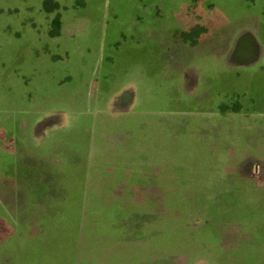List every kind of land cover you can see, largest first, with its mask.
<instances>
[{
	"label": "rangeland",
	"instance_id": "rangeland-1",
	"mask_svg": "<svg viewBox=\"0 0 264 264\" xmlns=\"http://www.w3.org/2000/svg\"><path fill=\"white\" fill-rule=\"evenodd\" d=\"M32 1L0 0V26L5 24L6 28L8 23L9 27L0 29V37L4 34L14 39L0 44L6 63H11V55H22L27 47L24 40L30 34L26 24L34 21L36 40H43L45 13L33 7ZM166 1L173 5L193 4L192 0ZM70 3L69 17L77 13L79 19L84 16V20L98 21L96 26L85 29L88 44L84 48L93 57L101 53L97 64L83 62L84 74L74 70L76 60L70 46L56 63L61 69L55 80L62 91H67L61 106L83 127L84 166L93 160L89 168L92 173L85 179L89 187L93 172L99 169V191L87 192L89 200L83 209L84 230L76 262L264 264V167L251 168L264 166V103H243L239 113H218L219 103L226 102L225 92L211 86L203 76L221 66L205 57L203 46L190 60L200 63L204 71L195 93H189L183 84L187 63L157 75L125 77L123 35L112 44L117 49L114 56L120 59L116 61L119 69L115 76L109 77L103 65L111 54L107 45H100L101 24L105 22L111 29L125 32L121 28L131 19L130 0H101L102 8L93 15L82 9L75 11L83 0ZM201 3L217 9L233 6L236 0H199L195 8L191 7L197 19L203 13ZM147 16L150 21L152 14ZM17 30L27 38L21 43L14 37ZM37 32L41 33L40 39ZM44 50L45 45L37 46L32 52L37 57L35 61L24 60L21 66L40 68L39 57ZM131 63L135 68V62ZM27 78L35 81L34 75ZM129 80L142 90L146 104L143 108L120 112L114 110L112 101H98L99 83L110 81L111 86L123 89ZM237 104L232 103V109L239 108ZM68 133L70 136L74 130ZM135 147L139 153L133 160L144 158L140 155L144 147L147 154L157 153L163 168H133L127 152ZM5 168L8 167L0 165V179L7 177ZM55 254L60 256L62 251L47 255L46 264L56 263L52 258Z\"/></svg>",
	"mask_w": 264,
	"mask_h": 264
},
{
	"label": "crops",
	"instance_id": "crops-1",
	"mask_svg": "<svg viewBox=\"0 0 264 264\" xmlns=\"http://www.w3.org/2000/svg\"><path fill=\"white\" fill-rule=\"evenodd\" d=\"M44 1L34 0V6L30 4L45 13L43 40L40 32L36 33L39 42L36 40V25L32 21L25 25L29 39L18 30L14 34L19 43L27 39L22 55H11V63L8 61L7 65L4 53H0V165L8 167L5 168L7 177L0 179V264H46V258L61 251L60 256H52L55 264H75L84 230L87 192L99 191V177H96L99 169L93 172L90 187V182L85 180L93 160L91 158V164L88 161L84 166L83 127L62 108L67 91H62L55 80L61 69L56 63L67 52V46L76 60L75 71L85 73L83 62L97 64L101 53L97 52L96 57L87 54L84 45L88 42L84 37L85 29L96 26L98 21L84 20V16L79 19L77 13L76 17H69L68 5L75 0H55L59 8L53 12H47ZM100 2L83 0L75 11L82 9L93 15L102 8ZM203 7L197 19L189 2L173 5L166 0H130L131 19L121 28H125V32L115 31L105 22L101 24L100 45H107L111 54L103 65L108 76L113 78L119 69L116 61L120 57L114 56L117 49L112 44L123 35L125 77L157 75L187 63L182 73L183 84L189 93H195L204 71L200 63L190 60H194L196 50L203 46L205 57L221 66L218 71L210 74L206 71L203 76L211 86L216 85L225 92L227 99L217 106L218 113L223 115L222 103L232 108V103L237 102L241 109L243 103H264V0H236L233 6L217 9L210 5ZM149 13L152 14L150 21L146 19ZM56 16L60 18L59 33L52 35ZM6 25V28L5 24L1 25L0 29H8V23ZM197 25L206 29L197 42L195 37L185 40L178 36ZM12 40L3 34L0 44ZM42 44L45 50L39 57V66L41 68L43 62V70L39 71L36 65L30 67L29 63L21 66L24 60L35 61L32 52ZM131 62H135V68H131ZM30 75H34V82L27 78ZM126 83L123 89L111 86L110 81L99 83L98 101H112L114 110L120 112L131 113L137 107L143 108L146 104L142 90L134 87L130 80ZM229 95L232 97L228 98ZM69 130H74L71 138ZM136 148L127 152L134 164L139 163V166L133 164V168H163V160L157 153L147 154L144 147L140 152L144 158L133 160L139 153L134 151ZM263 167L251 165V168Z\"/></svg>",
	"mask_w": 264,
	"mask_h": 264
},
{
	"label": "trees",
	"instance_id": "trees-1",
	"mask_svg": "<svg viewBox=\"0 0 264 264\" xmlns=\"http://www.w3.org/2000/svg\"><path fill=\"white\" fill-rule=\"evenodd\" d=\"M199 0H192V3L191 4V7H194L196 5V3L198 2ZM44 8L47 10V11H51L52 9L54 8H59V4L57 2H55L54 0H45L44 1ZM53 28L51 30V34L52 35H57L59 33V27H60V18L59 16H56L54 19H53ZM206 31V29L200 25H197L195 28H193L192 30H190L189 32H180L178 34L179 37H181L182 39H187L188 37H195V42H197V38L200 37V35L202 33H204ZM241 108H230L227 104H223L220 106V111L222 113H225V112H228V111H240Z\"/></svg>",
	"mask_w": 264,
	"mask_h": 264
}]
</instances>
